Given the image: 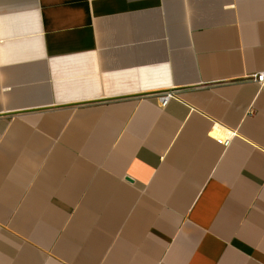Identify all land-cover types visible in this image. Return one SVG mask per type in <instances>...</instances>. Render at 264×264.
Masks as SVG:
<instances>
[{"label":"crops","instance_id":"obj_1","mask_svg":"<svg viewBox=\"0 0 264 264\" xmlns=\"http://www.w3.org/2000/svg\"><path fill=\"white\" fill-rule=\"evenodd\" d=\"M263 70L264 0H0V264H264Z\"/></svg>","mask_w":264,"mask_h":264},{"label":"built area","instance_id":"obj_2","mask_svg":"<svg viewBox=\"0 0 264 264\" xmlns=\"http://www.w3.org/2000/svg\"><path fill=\"white\" fill-rule=\"evenodd\" d=\"M252 80L259 83L264 87V70L254 73L250 77ZM175 97V92L173 90H167L157 95V98L162 106H166L168 102ZM233 136V133H229L228 137L225 139V144L227 145L230 142V137Z\"/></svg>","mask_w":264,"mask_h":264}]
</instances>
